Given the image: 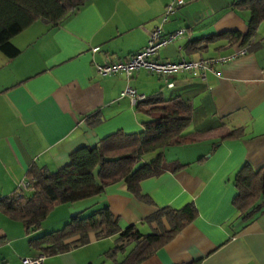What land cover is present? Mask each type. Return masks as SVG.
Returning a JSON list of instances; mask_svg holds the SVG:
<instances>
[{
    "label": "crops",
    "instance_id": "0c3cea01",
    "mask_svg": "<svg viewBox=\"0 0 264 264\" xmlns=\"http://www.w3.org/2000/svg\"><path fill=\"white\" fill-rule=\"evenodd\" d=\"M233 1L86 0L61 24L37 20L11 38L19 53L12 58L0 53V198L16 189L33 164L54 171L78 146H92L117 130L140 131L147 117L120 95L127 86L143 96L160 91L164 99L188 101L191 116L184 131L202 133L204 139L161 151L167 163L179 167L141 180L146 200L119 181L97 197L54 207L39 229L29 232L0 213V264H19L23 257L41 254L28 240L60 229L75 214L107 206L120 229L132 225L145 234L151 231L145 219L157 208L178 210L188 204L195 209L193 218L138 264H264V197L245 217L232 204L239 166L264 164V18L245 43L197 41L225 31L246 33L249 13L233 10ZM168 4L174 11L161 23ZM156 26L162 34L184 30L158 50V60L223 57L239 48L245 52L212 64L203 80L198 71L176 72L168 77L171 87L143 68L128 78L123 72H95V63L126 61L142 50ZM194 41L193 52L187 51ZM95 46L98 50L91 53ZM95 119L90 126L88 121ZM233 129L240 136L221 138ZM151 155L141 156L137 165ZM163 225L168 228L165 221ZM115 238L95 239L90 232L86 244L50 255L45 264H116L133 244L111 260L103 254Z\"/></svg>",
    "mask_w": 264,
    "mask_h": 264
},
{
    "label": "trees",
    "instance_id": "16d2710c",
    "mask_svg": "<svg viewBox=\"0 0 264 264\" xmlns=\"http://www.w3.org/2000/svg\"><path fill=\"white\" fill-rule=\"evenodd\" d=\"M85 1L0 0V52L7 58L16 56L19 50L10 42L14 35L37 20L59 25ZM231 8L248 11L245 34L225 31L197 41L207 43L226 39L228 45L247 42L264 18V0H235ZM196 43H189L187 51L193 52ZM134 109L147 117L140 131L125 133L117 130L92 146H78L69 153L67 163L54 171L31 165L24 176L30 188L25 191L15 189L10 195L0 198V213L20 222L29 232L39 229L54 207L97 197L106 186L119 181L133 196L146 200L140 194V181L179 167L167 163L161 151L171 146L198 143L204 139V134L184 131L190 121L191 105L178 96L164 99L160 91H155L136 102ZM97 121L89 120L88 124L91 126ZM240 133L239 129L229 130L221 138H237ZM148 152L156 153L150 161L137 165L141 156ZM233 185L237 193L232 204L238 215L248 216L264 197V164L253 168L243 162L234 174ZM194 215L192 204L178 210L157 208L145 219L151 225V231L143 234L132 225L120 229L117 218L107 206H103L85 216L72 215L60 229L29 239L28 245L42 254L53 255L86 244L90 232L95 239L116 235L115 244L103 256L114 260L117 252H123L126 246L133 244L116 264H138L169 241ZM163 221L167 223V229Z\"/></svg>",
    "mask_w": 264,
    "mask_h": 264
},
{
    "label": "built area",
    "instance_id": "2783aa9c",
    "mask_svg": "<svg viewBox=\"0 0 264 264\" xmlns=\"http://www.w3.org/2000/svg\"><path fill=\"white\" fill-rule=\"evenodd\" d=\"M176 2L180 4L182 3V0H176ZM173 11L174 8L171 4L166 5L161 17V23L165 22L168 15L172 14ZM183 31V29H179L172 33L162 34L160 26H156L148 33L146 44L142 50L130 55L126 61L111 62L104 60L101 63H95V72L101 76H109L117 72H123L125 77L128 78L132 71L138 68H143L159 76L166 87H171L173 84L168 81V77L176 72L190 70L198 71L200 73V79L203 80L205 72L211 70L212 64H222L237 55L244 54L245 52V48H239L229 56H220L216 58L188 60L184 57H180L177 61H163L155 59L158 50L167 43L173 41L178 35L182 34ZM97 50V46L90 49L91 53H94ZM120 95L127 96L133 106L136 102L144 98L142 94H137L128 86L120 92ZM29 188L30 183L26 178H22L16 186V189L20 191H25ZM49 260V254L41 253L31 257H23L20 259L19 264H45Z\"/></svg>",
    "mask_w": 264,
    "mask_h": 264
},
{
    "label": "rangeland",
    "instance_id": "374dc122",
    "mask_svg": "<svg viewBox=\"0 0 264 264\" xmlns=\"http://www.w3.org/2000/svg\"><path fill=\"white\" fill-rule=\"evenodd\" d=\"M1 53V52H0ZM156 153V152H155ZM155 153H150V152H148V153H145V154H143L142 156H145V158H150L149 156L151 155V157L153 156V154H155ZM66 204V203H65ZM146 227H147V225H145ZM140 229V231H142V232H144V230L145 229H143V228H139ZM146 232V231H145ZM111 262V261H110ZM111 264H112V262H111Z\"/></svg>",
    "mask_w": 264,
    "mask_h": 264
}]
</instances>
